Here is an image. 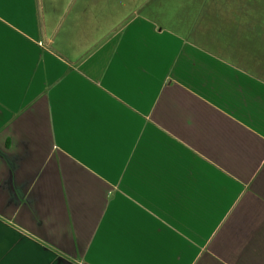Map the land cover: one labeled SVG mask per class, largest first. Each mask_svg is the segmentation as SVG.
Here are the masks:
<instances>
[{
    "label": "crops",
    "instance_id": "obj_1",
    "mask_svg": "<svg viewBox=\"0 0 264 264\" xmlns=\"http://www.w3.org/2000/svg\"><path fill=\"white\" fill-rule=\"evenodd\" d=\"M143 2L57 61L0 0V264H264L259 0Z\"/></svg>",
    "mask_w": 264,
    "mask_h": 264
},
{
    "label": "rangeland",
    "instance_id": "obj_2",
    "mask_svg": "<svg viewBox=\"0 0 264 264\" xmlns=\"http://www.w3.org/2000/svg\"><path fill=\"white\" fill-rule=\"evenodd\" d=\"M259 9L264 26V0H259ZM35 10L41 26L46 28V36L51 39L50 52L57 61H68L78 47L103 38L112 25L122 24L129 16L147 10V7L143 0H35ZM165 10L174 12L170 8ZM81 12L84 16L79 15ZM90 30L99 33H86ZM262 39L264 34H261Z\"/></svg>",
    "mask_w": 264,
    "mask_h": 264
}]
</instances>
